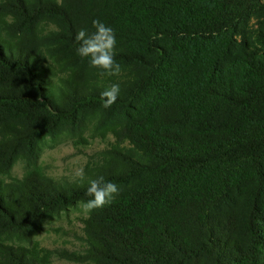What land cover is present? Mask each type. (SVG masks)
I'll list each match as a JSON object with an SVG mask.
<instances>
[{"label": "trees", "instance_id": "trees-1", "mask_svg": "<svg viewBox=\"0 0 264 264\" xmlns=\"http://www.w3.org/2000/svg\"><path fill=\"white\" fill-rule=\"evenodd\" d=\"M96 19L115 31L119 76L77 54ZM87 131L115 140L86 176L121 191L84 220L83 250L41 247L44 220L89 197L38 159ZM20 160L27 174L4 180ZM55 256L264 264V0H0V264Z\"/></svg>", "mask_w": 264, "mask_h": 264}, {"label": "rangeland", "instance_id": "rangeland-1", "mask_svg": "<svg viewBox=\"0 0 264 264\" xmlns=\"http://www.w3.org/2000/svg\"><path fill=\"white\" fill-rule=\"evenodd\" d=\"M85 136L88 138L86 144L78 143L71 137H63L53 143L46 144L38 159V166L46 175L56 181H76L74 172L85 166L93 154L108 148L114 142L113 135L106 138L92 137L90 131ZM127 145H129L127 143ZM29 170L24 160L18 161L9 174H2L6 181L15 178H23ZM89 213L82 210V203H78L62 211L60 214L48 216L39 227L33 237V242H38L41 247L51 250L68 249L81 251L86 245L83 240L84 220ZM53 264H76L66 259L54 257Z\"/></svg>", "mask_w": 264, "mask_h": 264}, {"label": "clouds", "instance_id": "clouds-1", "mask_svg": "<svg viewBox=\"0 0 264 264\" xmlns=\"http://www.w3.org/2000/svg\"><path fill=\"white\" fill-rule=\"evenodd\" d=\"M94 32L89 33L86 29L77 31L75 39L79 43L77 54L82 58H88L92 69L100 70L101 75L108 77L119 76L122 68L115 59L116 35L112 27L99 19L93 21ZM121 93L119 83H111L102 93L103 107H111ZM74 179L82 185L87 182L86 195L89 199L82 202V210L91 211L102 208L119 195L120 187L111 181H106L103 176L89 178L83 167L74 172Z\"/></svg>", "mask_w": 264, "mask_h": 264}]
</instances>
